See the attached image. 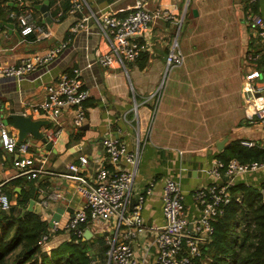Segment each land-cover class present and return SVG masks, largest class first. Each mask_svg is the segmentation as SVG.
I'll list each match as a JSON object with an SVG mask.
<instances>
[{
	"label": "crops",
	"instance_id": "crops-1",
	"mask_svg": "<svg viewBox=\"0 0 264 264\" xmlns=\"http://www.w3.org/2000/svg\"><path fill=\"white\" fill-rule=\"evenodd\" d=\"M60 2L57 0L54 6H60ZM147 6L167 10L171 18L156 19L149 31L139 37L142 47L139 56L127 62L125 68L93 61L108 50L109 40L99 28L102 16L112 13L124 17L132 10L133 0H85L81 11L72 14L67 11L60 20L57 19L61 12L55 17L51 15L54 7H49V22L38 10L36 23L48 36L34 34V39L23 35L18 23H13L11 32L0 26V64L43 56L50 47L68 39L66 48L47 67L21 80L0 75L3 122L11 113L45 119L33 113L32 107L46 99L45 85L73 68L81 69V81L88 92L87 119L81 127L72 126L73 110L65 109L59 116L62 129L54 151L29 135L25 139L30 143L27 156L33 158L32 168L37 170L34 177L25 178L37 179L38 195L32 200L40 204L37 214L47 225L84 207L78 181L65 176L70 173L67 168L70 163L78 165V173L88 180H92L100 165L111 171L116 169L108 162L102 145L108 134L117 137L127 150L139 151L131 202L152 183V192L141 209L143 223L148 227L163 224L161 190L166 178L178 182L185 212L192 218L199 212L193 192L215 181L209 171L214 159L230 142L251 139L264 147V127L246 116L242 91L244 74L254 66L263 71L264 78V64L258 65V60L250 57L253 45L260 44L247 21L252 11L264 18V0L251 4L248 0H147ZM79 24L82 27L72 32ZM169 52L181 55L182 64L167 69ZM159 86L161 94L155 105L153 94ZM50 125L49 122L42 126L41 131ZM11 130L17 134L15 129ZM78 132L81 136L76 139ZM220 141L224 143L219 149ZM79 157H85L86 163L80 164ZM16 158L0 142V188L21 176L14 165ZM118 166L131 169L124 158ZM262 181L264 170L238 174L233 182L257 186ZM7 189L11 193L8 200L13 215L34 212V206L29 209V202L25 206L18 204L21 186ZM51 192L58 197L47 199ZM115 223V217H110L84 226V231L90 232L86 239L90 244L88 253L97 264L107 262L106 253L104 258L100 256L98 240H103ZM155 234L154 229L145 228L134 239L135 256L146 264H156ZM69 238L68 232H57L45 250Z\"/></svg>",
	"mask_w": 264,
	"mask_h": 264
},
{
	"label": "built area",
	"instance_id": "built-area-1",
	"mask_svg": "<svg viewBox=\"0 0 264 264\" xmlns=\"http://www.w3.org/2000/svg\"><path fill=\"white\" fill-rule=\"evenodd\" d=\"M249 4L255 0H248ZM85 0H72L68 13L81 11ZM15 18L23 35L33 33L36 36L45 35L44 29L36 23L33 11L24 9L16 14L10 13ZM171 18L167 10L159 7L149 8L147 0H133L132 10L124 17H117L112 13L102 16L99 24L100 33L109 40L107 52L99 55L93 63L102 66H120L125 68L127 62L135 61L140 53L141 45L139 37L147 33L151 24L156 19ZM250 28L260 44V51L250 55L254 61L259 60L264 53V20L256 13L250 12L247 17ZM82 24L75 25L72 32L81 28ZM68 39L61 41L48 49L41 56L27 57L17 63L0 64V75L21 80L30 73L45 68L66 48ZM183 57L169 52L166 55V68L172 65H180ZM90 65V64H88ZM46 71L48 68L45 69ZM263 71L254 66L244 74L243 100L246 104L245 113L254 122L264 127V78ZM260 79V82H258ZM46 99L32 107V112L42 115L51 125L44 132L46 141L54 146L61 133L60 115L63 110L71 109L74 112L72 126L81 127L87 117L85 101L88 96L87 89L81 81V69L73 68L55 77L44 86ZM161 86L154 92L156 104L158 95L161 94ZM1 109V107H0ZM0 142L7 153L17 155L14 165L19 175L28 178L34 177L36 171L32 168L33 158L27 156L30 143L24 140L17 142V134L14 133L0 118ZM244 147H254L257 141L241 139ZM44 145V143H41ZM102 145L109 163L116 169L111 171L105 165H100L92 180H88L78 173L79 166L70 163L65 174L69 178L78 181V189L84 199V207L77 210L67 218L63 226L58 220H52L38 240V245L44 250L51 239L59 230L82 238L84 226L90 221L115 217L116 223L113 230L103 238L107 245L106 264H146L144 259L135 256L133 249L134 239L138 231L145 228L156 231L154 244L157 249L156 264H195V259L200 256L201 245L208 241L213 233V221L223 212V207L231 201L230 186L238 174L264 170V161L240 163L231 159L227 163L214 159L209 173L214 182L201 186L194 190L193 199L198 206V214L190 218L185 212L184 196L178 182L173 178L163 181L161 190L163 224L158 227H148L143 223L141 209L145 199L152 192V183L135 195V201L131 202L134 177L138 166L139 151H129L117 137L108 134L103 138ZM124 158L131 165V169L118 166ZM79 163L85 164L86 158L79 157ZM57 193L51 192L47 199H56ZM47 199L43 200L46 204ZM11 204L7 196L0 192V209L9 211ZM90 264H97L91 260Z\"/></svg>",
	"mask_w": 264,
	"mask_h": 264
},
{
	"label": "trees",
	"instance_id": "trees-1",
	"mask_svg": "<svg viewBox=\"0 0 264 264\" xmlns=\"http://www.w3.org/2000/svg\"><path fill=\"white\" fill-rule=\"evenodd\" d=\"M49 7H54L51 15L60 11L62 18L71 5V0H61L60 6H54L57 0H49ZM40 0H0V22L17 23L10 13L16 14L24 9L38 14L36 6ZM12 3V4H10ZM253 5V4H252ZM256 9V5L253 6ZM264 20V18H263ZM27 37L34 39V34ZM260 51L258 45H253V54ZM258 65L264 64V53L258 60ZM143 67L144 65H140ZM86 106V102H85ZM78 132L75 138H79ZM218 159L227 163L236 159L240 163L264 161V147H244L239 140L230 142L219 154ZM37 179L26 180L25 175L10 180L1 193L10 197L7 186H21L18 194V204L25 206L38 195ZM231 201L223 207V212L213 221V233L208 241L201 245L200 256L195 264H264V181L257 186L246 185L243 182L232 183L230 188ZM47 223L41 220L39 214L26 211L22 216H15L9 211L0 209V264H90V244L86 240L71 235L68 240L50 250H44L38 245V240L47 232ZM62 231L59 230L58 233ZM104 240V238H103ZM102 238L98 240L100 256L104 258L107 245Z\"/></svg>",
	"mask_w": 264,
	"mask_h": 264
},
{
	"label": "water",
	"instance_id": "water-1",
	"mask_svg": "<svg viewBox=\"0 0 264 264\" xmlns=\"http://www.w3.org/2000/svg\"><path fill=\"white\" fill-rule=\"evenodd\" d=\"M12 4V3H10ZM49 0H42L40 4L36 6V8L42 13L44 19L49 22ZM194 13H196L194 11ZM6 26L9 29V32L13 30L14 24L11 22H0V26ZM4 122L7 124V126L10 129H15L17 131V142L20 143L24 141L27 136H31L33 140H38L41 143H44V147L47 150L54 151V147L51 142H48L45 140L43 136V132L41 131V127L44 125H47L49 121L47 119H33L31 115H26L23 113H11L8 115L7 119L4 120ZM224 141H220L217 143V147L220 149L221 145H223ZM263 198H264V192H263ZM34 206V212L38 213L40 209V204L35 203L34 200L29 201V209ZM90 232L88 229L84 231L82 240H86L89 238Z\"/></svg>",
	"mask_w": 264,
	"mask_h": 264
},
{
	"label": "rangeland",
	"instance_id": "rangeland-1",
	"mask_svg": "<svg viewBox=\"0 0 264 264\" xmlns=\"http://www.w3.org/2000/svg\"><path fill=\"white\" fill-rule=\"evenodd\" d=\"M257 10H258V11L261 10L260 5H259V7H258ZM57 220L59 221V225H60V226H63V225L66 223V221H67V216L64 217V218H63V217H59Z\"/></svg>",
	"mask_w": 264,
	"mask_h": 264
}]
</instances>
